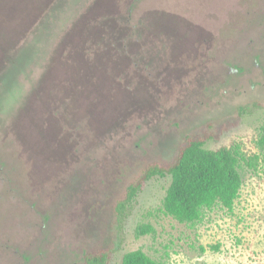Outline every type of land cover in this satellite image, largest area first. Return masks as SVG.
Instances as JSON below:
<instances>
[{"label": "rangeland", "instance_id": "obj_1", "mask_svg": "<svg viewBox=\"0 0 264 264\" xmlns=\"http://www.w3.org/2000/svg\"><path fill=\"white\" fill-rule=\"evenodd\" d=\"M263 123L264 0H0V264H264ZM204 132L244 158L234 212L180 223L154 178L117 229L128 182Z\"/></svg>", "mask_w": 264, "mask_h": 264}, {"label": "trees", "instance_id": "obj_2", "mask_svg": "<svg viewBox=\"0 0 264 264\" xmlns=\"http://www.w3.org/2000/svg\"><path fill=\"white\" fill-rule=\"evenodd\" d=\"M211 134L187 135L177 155L168 162L146 164L125 186L111 206L113 224L120 229L131 215L134 203L145 184L154 178L171 177L162 202V212L183 224L196 225L207 212L220 209L232 214L243 189L241 162L244 159L237 147L208 148ZM264 145V123L261 127ZM150 224H141L137 236L152 234ZM218 249V248H216ZM112 249L100 248L86 253L83 264H109ZM122 264H164L143 250L130 251Z\"/></svg>", "mask_w": 264, "mask_h": 264}]
</instances>
